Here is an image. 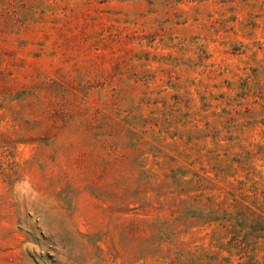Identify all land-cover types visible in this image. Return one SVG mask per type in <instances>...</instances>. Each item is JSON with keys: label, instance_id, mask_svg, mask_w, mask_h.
<instances>
[{"label": "rangeland", "instance_id": "rangeland-1", "mask_svg": "<svg viewBox=\"0 0 264 264\" xmlns=\"http://www.w3.org/2000/svg\"><path fill=\"white\" fill-rule=\"evenodd\" d=\"M0 264H264V0H0Z\"/></svg>", "mask_w": 264, "mask_h": 264}]
</instances>
